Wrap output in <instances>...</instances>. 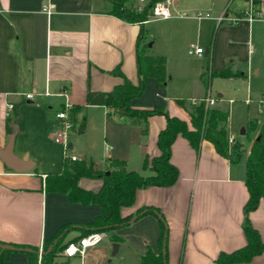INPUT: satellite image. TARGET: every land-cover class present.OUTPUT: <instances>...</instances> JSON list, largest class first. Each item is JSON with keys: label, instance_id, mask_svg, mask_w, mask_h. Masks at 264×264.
<instances>
[{"label": "crops", "instance_id": "crops-1", "mask_svg": "<svg viewBox=\"0 0 264 264\" xmlns=\"http://www.w3.org/2000/svg\"><path fill=\"white\" fill-rule=\"evenodd\" d=\"M129 1L125 5L133 7ZM171 1V17L143 24L149 42L145 51L166 58L169 79L159 88L156 79L148 77L145 90L130 100V107L162 106L193 129L187 103L209 95L217 107L229 110L228 132L234 134L240 127L239 134H246L249 121L260 124L264 120V102H258L264 96V0H254L259 18L237 23L218 19L243 16L246 0ZM47 3L52 5L50 12L44 10ZM197 13L209 16L197 19ZM156 21L155 27L150 26ZM139 30V24L114 14L111 0H0V149H5L9 139L5 131L8 103L20 113L16 130L38 136L33 154L21 145L14 152V138L13 153L18 158L28 156L33 163L30 171L14 172L0 159V241L39 248L69 224L63 238L68 243L84 235L81 225L101 213L99 204L70 202L65 193L45 189L46 173L62 170V148L53 140L59 125L54 113L64 104L62 91L67 92L73 109L85 107L88 90L110 91L122 84L123 77L111 74L113 69L138 84ZM192 44L202 47L203 53L189 55ZM227 65L241 75L210 77ZM27 93H33V98L26 99ZM177 99H184L185 105ZM236 101L243 103L238 124L230 108ZM251 103L258 113L251 112ZM82 114L86 129L83 134H72L71 154L93 161L101 170L114 169L112 161L119 160L127 170L151 174L141 166L145 157L150 161L160 154L157 138L166 125L164 115L154 114L135 123L103 105H89L76 113L78 118ZM255 136L256 132L250 134L251 139ZM235 139L240 156L233 160L231 148L229 157H223L211 142L203 140L196 152L185 137L177 135L170 157L178 170L176 182L138 189L133 205L120 207L122 216L134 215L145 206L159 210L168 227L167 264H216L220 252L246 244L241 224L249 197L245 186L249 141L243 146L241 137ZM51 151L53 155L47 156ZM102 184V178L78 180L79 187L93 192ZM249 219L264 244L262 198ZM159 232V217L149 213L104 232L102 241L81 256L65 257L60 250L55 258L64 264H140L148 249L158 253ZM113 243L117 244L115 252ZM2 264L30 261L27 253L14 252ZM234 264H264V250L249 262Z\"/></svg>", "mask_w": 264, "mask_h": 264}, {"label": "trees", "instance_id": "trees-1", "mask_svg": "<svg viewBox=\"0 0 264 264\" xmlns=\"http://www.w3.org/2000/svg\"><path fill=\"white\" fill-rule=\"evenodd\" d=\"M113 2V12L116 16L129 22L140 25L137 38V68L138 84L131 83L116 68L111 74L120 75L124 81L115 86L110 91H91L86 95V106L103 105L120 109L122 115L128 116L133 122L145 121L147 117L154 114L164 115L166 119L165 127L159 132L157 146L160 154L150 161L145 157L142 165L143 170H150L151 174L142 175L135 170H127L123 161L114 160L112 164L114 169L101 170L96 168L93 161L63 159L62 170L59 173H46L45 189L65 193L70 202H79L83 205L96 203L101 207V213L90 222L81 225L85 231L84 234L91 231L108 232L130 224L133 220L140 218L145 214H155L160 219V232L158 237V253L148 249L141 256L140 264H167V236L168 227L158 209L154 207H141L134 215L122 216L120 207H129L133 205L135 194L138 189L147 186H171L178 178L177 168L170 162L171 146L177 137H185L191 147L198 152L203 140L211 142L216 152L229 157L228 144V119L229 110L221 109L217 106L206 105L205 101L200 100L196 105L191 106L189 115L193 129H189L186 122L175 116H170L162 106L155 105L151 109H132L129 105L133 97L140 96L145 90L148 77L156 79L157 86L162 88L166 85L169 76L166 72V58L160 55H151L146 53L149 45L145 41L146 30L144 23L147 20L146 12L148 7L142 11H137L132 7L125 5L126 0H111ZM241 75L233 71L230 65L223 70L210 74L211 76L230 77ZM206 89H209V82L205 81ZM177 103L185 105L184 99H177ZM85 107H74L70 112V119L74 123L76 134H83L86 129V116L82 114L80 118L76 113L84 110ZM20 119V113L17 106L14 105L13 113L6 119L5 131L7 135L17 133L16 122ZM146 128L143 133H146ZM256 132V136L249 140V148L245 162V186L248 191V200L243 206L242 230L246 238V244L232 252H220L215 262L216 264H234L238 262H249L256 255L264 250V244L258 231L252 226L249 214L255 210L259 201L264 200V120L259 124L256 121H249L246 127V133ZM234 153L233 160L239 158V145L232 147ZM81 177L102 178L103 184L99 191L93 192L85 190L78 186V180ZM70 225L66 224L59 228L56 235L43 243L40 264H58L54 261L57 252L62 250L67 243H63L64 230ZM25 252L29 256L30 264H38V247L27 246L16 243H7L0 241V264H2L11 253ZM64 264V263H63Z\"/></svg>", "mask_w": 264, "mask_h": 264}, {"label": "built area", "instance_id": "built-area-1", "mask_svg": "<svg viewBox=\"0 0 264 264\" xmlns=\"http://www.w3.org/2000/svg\"><path fill=\"white\" fill-rule=\"evenodd\" d=\"M148 7V12H149V19L148 20H158V19H167L171 17L173 14L171 12V7H172V1L171 0H151V1H146V0H138V4L134 7L137 11H142L145 7ZM52 8V5L47 3V5L44 7V10L47 12H50ZM244 15L241 17L235 16V17H228L222 15L219 17V21L222 20H230L232 23H237L238 21L241 20H247V21H252L256 18L260 17L259 11L255 8V2L254 0H246L244 9H243ZM209 15L208 14H202V13H197L195 17L197 19H202V18H207ZM189 55H201L203 53V48L197 45H190L187 50ZM45 94H49L47 90L44 91ZM61 95L64 96L65 101L63 106L58 109L55 113L54 116L59 122L58 128L56 129L53 140L55 143L61 146L62 148V154H63V159H69L71 161L77 160V157L73 154L70 153L71 149V136L74 131V123L70 119V112L72 111V105L71 103L67 100V92L62 91L60 93ZM26 99H32L33 98V93H27L25 95ZM203 100L205 101L206 105L213 106L215 104V99L209 95H206ZM249 100V99H248ZM259 103L264 102V96L260 97L258 99ZM14 110V105L11 103L7 104V117H10L13 113ZM228 144L229 147L231 148L235 143V137L232 133H228ZM104 232L102 231H91L89 233H86L84 235H81L78 237L76 240L68 242L65 247L61 250V254L64 255L65 257H73V256H81L83 255L84 251L92 246L98 245L103 238ZM42 247L43 245H40L38 248V264H40L41 260V254H42Z\"/></svg>", "mask_w": 264, "mask_h": 264}, {"label": "rangeland", "instance_id": "rangeland-1", "mask_svg": "<svg viewBox=\"0 0 264 264\" xmlns=\"http://www.w3.org/2000/svg\"><path fill=\"white\" fill-rule=\"evenodd\" d=\"M147 1H149V0H147ZM129 3H131L132 4V8L134 9V7L136 6V1L135 0H130L129 1ZM202 14H204V13H202ZM146 18L147 19H149L150 17H149V12L147 11L146 12ZM158 24V22L156 21V22H152L151 23V25L150 26H154V25H157ZM155 27V26H154ZM145 38H148L147 36H145ZM148 44H149V42H147ZM200 100H202V99H199V100H195V99H193V100H191V101H188V103L187 104H189L190 105V108H191V106H193V105H196V104H198L199 102H200ZM256 104H253V103H251V105H250V110H251V112H254V110H256V112L258 113V108L255 106ZM214 106H216V104H214ZM242 106H243V103L241 102V101H236L230 108H231V112H232V115H233V120H234V122H236V124H238V119H239V117H241L242 116V111H243V108H242ZM239 130H240V127L238 128H236L235 130H234V137L236 136V137H241V140H243V146H246L247 145V143H248V141L250 140V134H248V133H246V134H244V135H240L239 134ZM252 136V135H251ZM37 135H36V133H34L33 131H26V132H24V131H20L19 129L17 130V134H16V137H15V145H14V152L16 151V147H17V145H21L25 150H28V149H30L31 150V153H29V151H26L27 153H29V154H33L32 153V149L35 147V146H37L38 147V145H36V143H34V141H38V139H37ZM235 141H236V139H235ZM35 144V145H34ZM58 145V144H57ZM47 148H44V151L46 150ZM43 151V152H44ZM25 152V153H26ZM49 155H53V152L51 151L50 153H48V155L47 156H49ZM30 156V155H29ZM49 158H52V157H49ZM142 165H143V163H142ZM141 168H142V166H141ZM56 257V256H55ZM54 257V261L56 262V263H58V264H63V260H61V261H59V260H57V258H55ZM37 260H38V258H37Z\"/></svg>", "mask_w": 264, "mask_h": 264}, {"label": "water", "instance_id": "water-1", "mask_svg": "<svg viewBox=\"0 0 264 264\" xmlns=\"http://www.w3.org/2000/svg\"><path fill=\"white\" fill-rule=\"evenodd\" d=\"M119 112H122L120 109ZM241 134H244V129L241 130ZM15 133L9 135L8 142L5 149H0V159L3 163L11 170L17 173L30 171L33 167V163L28 160V156L24 155L18 158L13 153V143H14ZM110 239H113L111 236ZM113 252L117 250V244L113 243Z\"/></svg>", "mask_w": 264, "mask_h": 264}]
</instances>
